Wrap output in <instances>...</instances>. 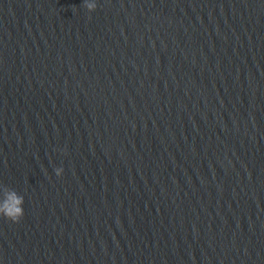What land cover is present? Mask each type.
I'll list each match as a JSON object with an SVG mask.
<instances>
[{"label": "water", "instance_id": "95a60500", "mask_svg": "<svg viewBox=\"0 0 264 264\" xmlns=\"http://www.w3.org/2000/svg\"><path fill=\"white\" fill-rule=\"evenodd\" d=\"M10 192L0 264H264V0H0Z\"/></svg>", "mask_w": 264, "mask_h": 264}, {"label": "clouds", "instance_id": "9594fccd", "mask_svg": "<svg viewBox=\"0 0 264 264\" xmlns=\"http://www.w3.org/2000/svg\"><path fill=\"white\" fill-rule=\"evenodd\" d=\"M89 10L95 8L93 4L85 5ZM63 169H56L57 176L61 175ZM23 196H18L15 192L7 193L3 200H0V216L7 218L12 222H19L24 215Z\"/></svg>", "mask_w": 264, "mask_h": 264}]
</instances>
